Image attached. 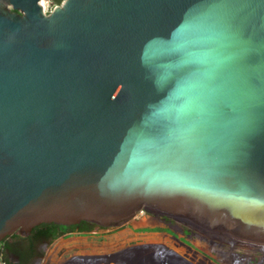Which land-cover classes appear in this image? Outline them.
Instances as JSON below:
<instances>
[{"label": "water", "instance_id": "1", "mask_svg": "<svg viewBox=\"0 0 264 264\" xmlns=\"http://www.w3.org/2000/svg\"><path fill=\"white\" fill-rule=\"evenodd\" d=\"M46 2L0 0V244L147 213L264 248V0ZM109 259L193 264H63Z\"/></svg>", "mask_w": 264, "mask_h": 264}, {"label": "rangeland", "instance_id": "2", "mask_svg": "<svg viewBox=\"0 0 264 264\" xmlns=\"http://www.w3.org/2000/svg\"><path fill=\"white\" fill-rule=\"evenodd\" d=\"M53 8L49 2H46V13H50ZM148 217L149 214L147 213L140 214L128 225L121 228H92L83 234L73 233L68 237H61L49 246L47 259L43 264H62L75 256H105L110 258L111 255L119 251L149 245L167 246L194 264H234L229 258H223L205 241L191 237L192 245H190L182 239L185 235L182 230L183 225L178 223L171 226V229H165L167 228L166 224ZM154 229L160 230L154 231ZM196 232L204 236L200 231ZM180 243L192 248L193 251ZM234 248L235 253L238 254L253 257L263 256V252L254 248L238 244L234 245ZM0 264H2L1 257Z\"/></svg>", "mask_w": 264, "mask_h": 264}, {"label": "flooded vegetation", "instance_id": "3", "mask_svg": "<svg viewBox=\"0 0 264 264\" xmlns=\"http://www.w3.org/2000/svg\"><path fill=\"white\" fill-rule=\"evenodd\" d=\"M49 3L53 7L56 6L53 0H49ZM157 221L166 224L167 228L165 229H171V226L178 224L174 220L166 217H161ZM90 227L92 226L90 225ZM182 230L185 233L182 239H184L190 245H192L190 240L191 237H196L210 244L213 247V250L217 251L223 258H229L234 264H264V259H261L262 257H264V248L262 246L261 248L260 246L258 248V251L263 252L262 257H245L246 255L235 253L234 245H236L237 243L224 241L219 238H211L200 231L204 234L203 236L196 232L198 230L189 227L185 228V226L182 227ZM33 231L27 237H23L21 235H14L13 237L7 239L4 243L0 244V257L2 264H43L44 261L47 259V252L52 242L56 241L61 237H68L73 233H85L79 232V227L76 231H65L61 230V228H52L50 229V231H47L48 233L45 234H40L37 232L34 233ZM234 259L238 262H234Z\"/></svg>", "mask_w": 264, "mask_h": 264}, {"label": "trees", "instance_id": "4", "mask_svg": "<svg viewBox=\"0 0 264 264\" xmlns=\"http://www.w3.org/2000/svg\"><path fill=\"white\" fill-rule=\"evenodd\" d=\"M55 2V5H61V3L64 0H53ZM79 227V232H88L90 231L92 228H94V226L90 227V225L88 223H82L81 225L78 226H73V227H63V226H58V225H42L40 227H37L36 229H34V233H40V234H45L48 233L47 231H50V229L52 228H61V230H65V231H76L77 228ZM160 229H154V231H159Z\"/></svg>", "mask_w": 264, "mask_h": 264}, {"label": "bare ground", "instance_id": "5", "mask_svg": "<svg viewBox=\"0 0 264 264\" xmlns=\"http://www.w3.org/2000/svg\"><path fill=\"white\" fill-rule=\"evenodd\" d=\"M205 234V233H204ZM207 235V234H206ZM250 255H246L245 257H249ZM262 260L264 257L261 258ZM235 260V259H234ZM103 264H117L113 259L106 260Z\"/></svg>", "mask_w": 264, "mask_h": 264}]
</instances>
